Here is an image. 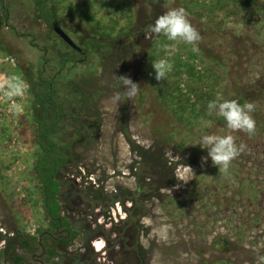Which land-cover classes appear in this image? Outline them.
<instances>
[{"label":"rangeland","instance_id":"rangeland-1","mask_svg":"<svg viewBox=\"0 0 264 264\" xmlns=\"http://www.w3.org/2000/svg\"><path fill=\"white\" fill-rule=\"evenodd\" d=\"M35 1L0 0V81L17 75L26 84L17 98L22 114L0 98V251L15 231L37 236L46 226L32 174V91L42 79L52 82L62 111L55 140L71 144L60 174L68 208L91 231L85 249L77 239L62 264H259L264 134L251 140L231 133L246 148L225 176L210 157L202 163L207 150L195 144L204 134H229L226 122L198 117L188 102L178 123L177 104L167 107L156 98L147 70L157 51L158 60L173 65L168 79L179 82L183 99L194 101L186 84L196 81L186 64L200 86L226 92L228 100L264 104L262 16L245 23L242 12L226 13V0H55L57 26L81 49L74 62L71 48L38 16ZM67 7L85 19L70 17ZM168 7L186 9L202 36L199 51L187 44L169 51L171 42H157L148 31ZM113 74L141 86L117 109L110 99L118 91Z\"/></svg>","mask_w":264,"mask_h":264},{"label":"trees","instance_id":"trees-1","mask_svg":"<svg viewBox=\"0 0 264 264\" xmlns=\"http://www.w3.org/2000/svg\"><path fill=\"white\" fill-rule=\"evenodd\" d=\"M222 6L228 15L242 12L245 23L255 21V16L259 14L264 20V7L262 0H231V9L228 0ZM51 3V5H50ZM55 0H36V10L40 19L50 28L58 25L57 11L54 7ZM67 15L84 20V13L79 11L72 13L71 7H67ZM226 14V15H227ZM110 30H115L118 22L110 20ZM68 46V45H67ZM69 47V46H68ZM80 49V48H79ZM157 51L150 53L148 61V81L151 90L160 102L167 107L170 104H177L173 109L175 120L182 124L181 118L185 105L189 102L190 108L198 117H207L210 119L219 118L215 114L207 115V103L217 98V93L210 91L204 84H197L199 77L194 76L193 68L187 66V71L191 78H195L192 84H186L189 92H192L194 101L189 98H181L179 82L169 81L168 74L165 80L156 81L155 72L152 68V61L158 60ZM71 59L77 62L81 57V49L71 48ZM181 65L180 62H177ZM39 90L32 91L33 97V121H34V141L37 146L34 162L32 165V174L37 181L34 193L40 202L43 218L46 222L45 228L37 230V236L15 231L13 236L6 241V245L0 251L2 261L0 264H62L68 256H72L69 247L77 240L82 239V248L90 240V229H86L82 224L75 220L70 213L68 198L65 197L66 181L60 179L62 170L68 165L70 160V145H59L55 140L57 128L62 117V111L56 99V89L51 81L40 79ZM43 86V87H42ZM222 99H226V92L220 94ZM181 100V101H179ZM248 102V101H246ZM252 102V101H249ZM185 104L183 108L182 105ZM245 102H241L243 104ZM255 105V111L252 113L256 121V132L254 135H247L251 140L260 138L264 134V104L259 101L252 102ZM39 109V113H37ZM183 109V110H182ZM31 192H33L31 190Z\"/></svg>","mask_w":264,"mask_h":264},{"label":"clouds","instance_id":"clouds-1","mask_svg":"<svg viewBox=\"0 0 264 264\" xmlns=\"http://www.w3.org/2000/svg\"><path fill=\"white\" fill-rule=\"evenodd\" d=\"M170 3H174V0H170ZM148 31L154 35L157 42L160 37L171 42L166 46L169 51H176L180 44L192 45L193 51H199L198 45L202 36L191 23L189 14L183 7H168L163 14L155 19L153 24L148 26ZM152 68L155 72L154 78L159 82L165 80L167 74L172 71L173 65L168 59H159L152 61ZM113 80V87L118 91L110 99L116 109L120 103L135 98L141 90L140 84L134 83L126 75L116 76L113 74ZM0 93H2L0 98L9 103L13 114L23 113V105L17 102V98L25 95L26 84L19 76L11 75L0 81ZM206 108L208 116L215 114L217 117L223 118L229 134H204L195 145L207 150V157H201L202 163H206L207 158L210 157L212 164L218 167V171L227 176L232 161L240 156L246 148L244 144L237 145L236 137L231 133L243 132L249 136L255 134L256 121L252 115L255 105L252 102L241 104L235 99H222L220 94H217V98L209 101ZM187 173L193 175L190 167H187ZM187 181V179L184 180V182ZM258 261L259 264H264V256H259Z\"/></svg>","mask_w":264,"mask_h":264},{"label":"water","instance_id":"water-1","mask_svg":"<svg viewBox=\"0 0 264 264\" xmlns=\"http://www.w3.org/2000/svg\"><path fill=\"white\" fill-rule=\"evenodd\" d=\"M55 34L70 48L74 50H80L79 47L70 39V37L58 26L53 28Z\"/></svg>","mask_w":264,"mask_h":264},{"label":"built area","instance_id":"built-area-1","mask_svg":"<svg viewBox=\"0 0 264 264\" xmlns=\"http://www.w3.org/2000/svg\"><path fill=\"white\" fill-rule=\"evenodd\" d=\"M6 114V113H5ZM8 114H9V111H8Z\"/></svg>","mask_w":264,"mask_h":264},{"label":"bare ground","instance_id":"bare-ground-1","mask_svg":"<svg viewBox=\"0 0 264 264\" xmlns=\"http://www.w3.org/2000/svg\"><path fill=\"white\" fill-rule=\"evenodd\" d=\"M101 249V248H100ZM98 251H100V250H98Z\"/></svg>","mask_w":264,"mask_h":264}]
</instances>
